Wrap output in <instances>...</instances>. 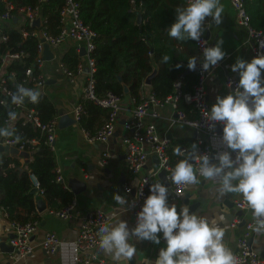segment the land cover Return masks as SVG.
Returning a JSON list of instances; mask_svg holds the SVG:
<instances>
[{
	"label": "trees",
	"instance_id": "16d2710c",
	"mask_svg": "<svg viewBox=\"0 0 264 264\" xmlns=\"http://www.w3.org/2000/svg\"><path fill=\"white\" fill-rule=\"evenodd\" d=\"M6 1L12 4V18L0 24L1 32L6 35L0 39V58L5 52H21L20 58H10L5 66L4 86L16 91V85L25 77V70L32 66V76L40 69L36 66L38 38L34 35H22V28L32 30L28 20L18 14V9L38 6L42 16V28L48 33L57 34L60 29L59 11L64 0H0V12L4 11ZM83 22L94 32L95 92L103 96L112 91L123 96L124 86L135 103L143 97L145 77L156 67L157 71L151 79L150 92L165 98L173 92V84L180 83L181 94L191 92L197 80V69H188V59L196 56L198 61L202 52L195 40L181 41L171 38L166 29L175 22V9L186 6V0H76ZM249 15V24L254 29L264 28V0H244ZM141 21L137 22V15ZM168 55L167 64L162 56ZM78 57L74 47H69L61 56V62L70 70H75ZM179 65V67H177ZM0 70L2 64L0 62ZM11 72L13 75H11ZM0 83V86L2 85ZM26 88L38 90L33 85L32 77L28 78ZM40 91V90H38ZM0 127L15 129L26 142L24 150L30 157L21 156L17 151L1 149L0 151V207L6 212L11 222L25 223L39 221L32 177L37 181L41 194L51 210H60L73 200L71 190L66 188L56 169L53 150L45 142L46 132L31 121H24L23 109L16 110L11 98L6 97L0 88ZM81 112L78 123L87 134L94 135L106 123L109 108L102 107L93 100L80 96ZM25 107L34 109L42 123L54 118L55 107L51 100L41 92L39 103H26ZM176 108L185 112L187 117L194 118L198 114L182 95L176 101ZM15 111L17 118L8 119V112ZM22 111V112H21ZM20 112V113H19ZM99 122L94 123L96 119ZM4 138V137H1ZM187 144L180 139H170L167 152L172 164L176 165L183 156L174 154L176 147ZM189 144L186 147L191 149ZM15 147V146H14ZM23 160V161H22ZM24 162V163H23ZM151 179L148 184L150 190ZM162 182L157 178L154 183ZM152 183V184H154Z\"/></svg>",
	"mask_w": 264,
	"mask_h": 264
},
{
	"label": "crops",
	"instance_id": "0c3cea01",
	"mask_svg": "<svg viewBox=\"0 0 264 264\" xmlns=\"http://www.w3.org/2000/svg\"><path fill=\"white\" fill-rule=\"evenodd\" d=\"M220 2L224 8L223 22L216 25L210 17L205 21V27L208 26V28L204 32V38L208 46H214L217 40L223 39V49L227 53L225 59L211 70L206 79L205 87L210 108L216 102L218 95L225 96L231 90V87L225 82L227 75L239 80L238 73L231 71V65L238 57L251 61V46L254 42L253 38L248 35L247 28L239 22L230 0H220ZM50 47L52 58L44 59L40 67L44 83L38 90L45 94L55 107L54 118L57 120V125L53 152L56 169L63 185L71 190L78 213L73 212L66 218L52 214L44 196L38 192L35 193L34 200L39 221L38 226L30 235L32 249L25 256L18 257L14 252L3 250V248H7V244H10L13 227L6 212L0 207V264H75L73 241L78 234L79 215L89 211H101L105 217L104 224L115 225L120 220H125L129 227L133 228L126 205L117 204L113 196L118 193L127 200L124 186L126 184L135 186L141 175L150 174L157 165L155 154H150L139 173L133 174L128 168L125 147L122 143V136L125 133L123 121L130 117L135 102L127 92L121 96L119 119L115 124L112 136L105 142L88 139L86 131L76 120L74 112L81 96L85 75L80 72L69 77L64 73L60 64L64 51L69 47L75 48V46L72 41L67 40ZM76 53L79 60L82 54L77 50ZM2 73L3 70L0 71V74ZM142 91L143 95L149 93L150 85L144 84ZM159 111L161 117L149 116L146 119L155 123L161 138L183 140L187 143L184 146L198 143L201 140L208 144L211 152L210 157L213 158L214 163L217 162L215 160L217 153L228 150L222 141L221 129L218 130L216 136H209L189 124L170 122L169 118L176 114V109L171 103L163 104L159 107ZM63 116L74 121L68 119L66 122H61ZM99 120V118L96 119L94 123ZM3 147L0 145V151ZM104 150L109 153L106 163L102 162ZM157 178L160 177H152L151 184ZM198 179L200 183L188 185L181 194L173 193L170 190L169 201L181 207L187 206L191 212L205 217L210 223L215 222L219 227L225 229L224 242L234 252L243 223L249 217L247 210L238 208L234 203V200L242 195L237 193L221 194L219 180L211 181L202 176H198ZM75 188L78 189L77 192H75ZM41 202L44 205L39 209L38 204L41 205ZM47 231L55 232L61 239L60 245L54 253L47 252L41 245ZM250 239L251 246L264 258V236H258L254 232ZM133 242L136 244L138 252L130 264H155L160 249L166 247L162 234L159 245L150 241L134 240ZM95 251L98 255L113 260L100 247ZM121 264H125V262L121 261Z\"/></svg>",
	"mask_w": 264,
	"mask_h": 264
},
{
	"label": "clouds",
	"instance_id": "9594fccd",
	"mask_svg": "<svg viewBox=\"0 0 264 264\" xmlns=\"http://www.w3.org/2000/svg\"><path fill=\"white\" fill-rule=\"evenodd\" d=\"M223 12L220 0H188L186 6L175 9V22L166 31L177 40L201 41L206 30L205 21L210 17L220 25ZM223 44L224 40L219 39L214 46L203 47L200 65L204 71H210L225 59L227 53ZM169 60L168 55L162 56L163 63ZM197 64L198 57L188 59L190 70L195 71ZM231 71L239 75L235 88L225 96L218 95L211 109L204 111L210 128L214 129L217 123L223 126L222 141L228 150L217 153L214 163L208 154H199L197 143L191 145L192 150L186 156L179 146L176 147L174 154L185 158L172 170L171 183L177 186L198 184V176L219 180L221 194L242 195L252 210L253 231L264 236V53L251 61L238 57ZM26 98L31 103H39L41 92L16 85L11 103L21 105ZM16 118L17 113L10 110L8 119L14 121ZM0 137H14L16 142L22 138L10 127H0ZM192 160L196 161V166ZM113 199L121 206L128 204L118 193ZM131 206L135 207V201ZM161 234L166 247L160 249L155 264H238L224 242L225 229L191 212L187 206L170 203L169 187L162 182L150 185V195L137 213L135 227L130 228L127 221L120 220L115 225L104 224L99 228V246L116 264L121 261L130 264L138 252L134 240L159 245Z\"/></svg>",
	"mask_w": 264,
	"mask_h": 264
},
{
	"label": "built area",
	"instance_id": "2783aa9c",
	"mask_svg": "<svg viewBox=\"0 0 264 264\" xmlns=\"http://www.w3.org/2000/svg\"><path fill=\"white\" fill-rule=\"evenodd\" d=\"M188 0H186V3ZM232 7L236 12V16L240 23L244 24L247 28L248 35L253 38V44L251 46L252 58L258 54L264 53V47H261V42H264V28L254 29L249 24V15L245 8L244 0H230ZM5 10L0 12V24L6 23L12 18L10 8L12 4L9 1L5 3ZM18 14L22 17L27 18L28 24L32 26V30L29 32L22 28V35L27 36L28 34L34 35L38 38L37 45V57L36 66L40 69L44 59L42 58L43 45L47 42L50 46L59 45L60 43L70 40L73 42L76 50L80 52V49H84V53L81 55L80 59L77 61L75 70H70L62 64L61 67L64 73L73 77L75 74L83 72L85 75V80L81 89V95L83 97L89 98L101 105L102 107L109 108V115L106 123L100 128L94 135H89L88 139L90 141L105 142L114 132L115 124L119 119V114L121 110V96L118 94L107 91L105 95L98 96L95 92V80L93 73L95 71L94 57L91 55L94 43V32L86 25L80 17L79 5L76 0H64L59 11L60 29L57 34L48 33L42 28V16L39 13L38 6L34 7H20L18 9ZM40 17V25H32L34 18ZM208 28V26H206ZM6 35L1 32L0 28V39H5ZM197 47L202 52L203 47L208 46L204 35L201 41H196ZM21 52H5L1 55L0 62L2 64L3 73L0 74V83L5 81L3 76L5 72V66L10 58H20ZM203 55L197 64V80L193 84L191 92H185L181 94L180 83L177 81L173 84V92L167 95L165 98H160L155 96L153 93L149 92L143 95L142 99L138 103H134L131 115L128 119L123 121V127L125 133L122 136V143L125 147V157L127 160L128 168L133 174H137L146 164L147 158L150 154H155L157 156V165L150 174L141 175L139 182L135 186L131 184H126L124 186V191L127 195L128 204H126V210L130 214L131 223L133 227L136 225L137 213L141 210L145 198L150 195V190H148V184L151 177H160L169 187L173 193L181 194L185 191L188 185L177 186L171 183V173L175 165L171 163L170 156L167 152L169 146L168 138H161L157 132L156 125L152 121L146 119L147 117H161L159 107L165 103H171L176 109V114L169 118L170 122H183L193 126L196 130L201 131L209 136H216L218 130L223 128L219 123L216 127L210 128V122L204 114L205 110H210V105L207 99L206 91V79L209 77L210 71H204L202 69ZM1 71V70H0ZM33 67L29 66L25 70V77L21 79L18 84L26 87V82L29 77L33 79V85L35 87H40L44 83V78L39 72L37 75L32 76ZM11 75L13 73L11 72ZM238 79L233 76L227 75L225 82L231 88H235L238 83ZM231 83V84H230ZM17 84V85H18ZM1 91L6 97L11 98L14 93L10 88L0 86ZM183 97L184 101L189 102L193 105L197 112V116L194 118L187 117L185 112L176 108V101L179 96ZM5 99L0 100L4 102ZM29 100L26 98L24 103L21 105H14L16 110L23 109V120L31 121L36 126H39L42 130L46 132L45 142L53 150L54 147V137L56 131L57 120L56 118L51 119L47 123H42L37 112L34 109L25 107ZM81 104L78 102L74 108L75 118L78 120L79 114L81 112ZM20 113V112H19ZM34 143L35 140L28 139L19 142L15 141L14 137L0 138V145L3 146H15L19 150H24L25 143ZM198 152L199 154H208L210 156V148L208 144L203 143L201 140L198 141ZM181 150L185 152V156L191 152L186 146L181 147ZM102 162L106 163L108 160L109 153L107 150L102 152ZM235 156V153H233ZM185 158V157H184ZM193 165L196 166V161H192ZM57 179H60L58 175ZM36 192L41 194V189L34 177H32ZM130 190V191H129ZM142 192V195L140 193ZM135 201V207H132V202ZM235 205L240 209H245L249 212V217L243 223V227L240 235L236 241V249L233 254L238 260V264H264V258L251 246L249 240L254 233V218L252 216V210L247 206L243 197L236 198L234 200ZM78 211L75 207V202L72 200L70 204L65 206L60 210H51L50 213L56 214L61 218H66L71 216L72 213ZM105 223V217L103 213L99 210L89 211L85 214L79 215L78 220V234L73 241V247L75 250V264H116L114 260L107 259L95 251L99 246V228ZM13 227V234L10 238V243L13 245V252L16 256H25L32 249V244L30 242V235L34 232L38 226V221H27L25 223L11 222ZM235 224V223H233ZM61 239L53 231H47L41 241L42 247L49 253H54L59 245Z\"/></svg>",
	"mask_w": 264,
	"mask_h": 264
},
{
	"label": "water",
	"instance_id": "95a60500",
	"mask_svg": "<svg viewBox=\"0 0 264 264\" xmlns=\"http://www.w3.org/2000/svg\"><path fill=\"white\" fill-rule=\"evenodd\" d=\"M141 21V14L139 13L138 15H137V22H140ZM32 25H34V26H39L40 25V17H36V18H34V20L32 21ZM84 53V49L83 48H81L80 49V54H83ZM42 58L43 59H49V58H52V50H51V47H50V45L47 43V42H44V45H43V52H42ZM189 69V68H188ZM156 71H157V68L155 67L146 77H145V79H144V84H151V79H152V77L155 75V73H156ZM128 91V88H127V86L125 85L124 86V92H127ZM69 119V121H74V120H72V119H70V118H68L67 116H63L62 117V120H61V122H66L67 120ZM3 149L4 150H10V151H17V149L15 148V147H13V146H4L3 147ZM21 156H24V157H28V156H30V154L28 153V152H26V151H17ZM155 158H156V160H157V156L155 155ZM213 159V158H212ZM193 161V160H192ZM191 161V162H192ZM33 193H37L36 192V188L34 187L32 190H31ZM78 191V189H76L75 188V192H77ZM42 205H44L42 202H41V205L40 204H38V208L40 209L41 207H42ZM12 236V235H11ZM249 243H251V239L249 240ZM8 246H7V248H3V250L4 251H6V252H13V245L10 243V244H7Z\"/></svg>",
	"mask_w": 264,
	"mask_h": 264
}]
</instances>
